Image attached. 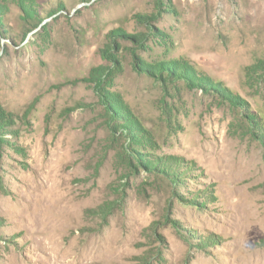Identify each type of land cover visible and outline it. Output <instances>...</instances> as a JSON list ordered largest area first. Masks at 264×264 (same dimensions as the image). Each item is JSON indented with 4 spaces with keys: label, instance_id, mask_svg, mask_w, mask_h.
I'll list each match as a JSON object with an SVG mask.
<instances>
[{
    "label": "rangeland",
    "instance_id": "374dc122",
    "mask_svg": "<svg viewBox=\"0 0 264 264\" xmlns=\"http://www.w3.org/2000/svg\"><path fill=\"white\" fill-rule=\"evenodd\" d=\"M0 264H264V0H0Z\"/></svg>",
    "mask_w": 264,
    "mask_h": 264
},
{
    "label": "trees",
    "instance_id": "16d2710c",
    "mask_svg": "<svg viewBox=\"0 0 264 264\" xmlns=\"http://www.w3.org/2000/svg\"><path fill=\"white\" fill-rule=\"evenodd\" d=\"M137 20L140 23L146 24L149 20H152V17L137 16ZM151 35L156 36V34ZM121 41L136 45V47L123 45ZM146 43L147 38L145 33L132 34L120 28L110 31L103 47L98 50L100 60L106 64H99L93 67L89 71L86 81L93 85L101 97H104L106 86L109 87L115 76L121 74L123 71V51H128L131 56V65L137 72L148 76H154L156 73L158 76H161V71L163 70H168L169 75L176 73L174 72L173 64L159 63L152 65L146 63L137 53V48L138 50H144ZM181 75L186 78L190 77L186 70L182 71ZM110 99H112V96L108 100L110 104L114 103Z\"/></svg>",
    "mask_w": 264,
    "mask_h": 264
}]
</instances>
